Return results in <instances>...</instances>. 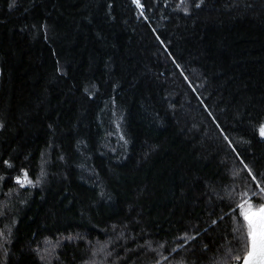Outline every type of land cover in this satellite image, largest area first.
Segmentation results:
<instances>
[{"label": "trees", "instance_id": "16d2710c", "mask_svg": "<svg viewBox=\"0 0 264 264\" xmlns=\"http://www.w3.org/2000/svg\"><path fill=\"white\" fill-rule=\"evenodd\" d=\"M262 125L264 0H0V264H238Z\"/></svg>", "mask_w": 264, "mask_h": 264}, {"label": "snow or ice", "instance_id": "6c2138e0", "mask_svg": "<svg viewBox=\"0 0 264 264\" xmlns=\"http://www.w3.org/2000/svg\"><path fill=\"white\" fill-rule=\"evenodd\" d=\"M139 4V0H136ZM259 133L264 136V125L259 128ZM247 168V165L244 166ZM250 173V170H249ZM27 179V173L24 174ZM252 180L256 181L257 189L252 190V197H257L264 200V187H260V182L252 176ZM20 183V179H17ZM30 183V181H28ZM244 203L238 207L242 210L240 215L242 221L236 231L239 233V240L243 246L246 255L241 262L240 256H236L235 260L238 264H264V203L253 205L250 203L252 197L245 192L242 194ZM245 205L247 207L245 208Z\"/></svg>", "mask_w": 264, "mask_h": 264}, {"label": "water", "instance_id": "95a60500", "mask_svg": "<svg viewBox=\"0 0 264 264\" xmlns=\"http://www.w3.org/2000/svg\"><path fill=\"white\" fill-rule=\"evenodd\" d=\"M245 255H246V254H245ZM243 258H244V257H243ZM242 261H243V259H242ZM242 261H241V262H242Z\"/></svg>", "mask_w": 264, "mask_h": 264}]
</instances>
